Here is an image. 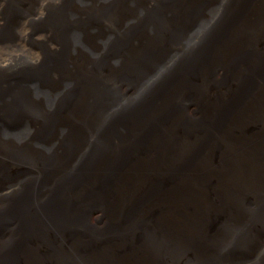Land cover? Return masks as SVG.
Wrapping results in <instances>:
<instances>
[{"label":"bare ground","instance_id":"obj_1","mask_svg":"<svg viewBox=\"0 0 264 264\" xmlns=\"http://www.w3.org/2000/svg\"><path fill=\"white\" fill-rule=\"evenodd\" d=\"M60 1L42 3L46 30H25L0 59V220L18 230L0 240V264H39L46 252L55 264L264 256V147L237 134L264 123V0ZM111 1L85 40L84 17ZM207 13L218 23L195 22ZM135 19L144 30H129ZM5 164L36 176L3 182ZM105 205L113 243L90 246L72 231L93 228L80 207Z\"/></svg>","mask_w":264,"mask_h":264},{"label":"rangeland","instance_id":"obj_2","mask_svg":"<svg viewBox=\"0 0 264 264\" xmlns=\"http://www.w3.org/2000/svg\"><path fill=\"white\" fill-rule=\"evenodd\" d=\"M164 1L167 2L168 7H171L172 4L170 3V0H164ZM254 1L255 0H250V3H254ZM60 2H61L60 0H0V44H1L0 45V59H1V61L5 57L6 53L11 50V49L10 50L6 49L5 47L15 45L16 41H17V44H20L19 39L22 37L21 35L25 32V30H30V31L31 30H38L39 32H41L42 30H46V27H48V26L45 23H43V20L45 18L49 17L50 15L45 14V12L42 10V8H44L42 6V3H45L47 8H49V7L52 8ZM63 3L65 5H69V6H76L78 3L80 6L86 5L83 2H79V0H63ZM114 4L115 3H113L112 1L107 2L105 4H102L100 12L95 13V14H90L89 16L84 17L85 22L81 24V26L79 27V30H82V31H80V34L85 36V38H86L85 40H88L89 36L93 35L90 32H93L94 34L99 36V32L95 31L96 29L92 26V24L95 22L99 23L102 21L106 23L107 10ZM89 6H91V4H89ZM43 13H44V17H43ZM206 16H207L206 19H203L201 17L200 18L195 17V22L210 21L211 23H218V21H219L218 17L212 16L209 13H207ZM141 17L142 16H139V18H141ZM216 18H217V20H216ZM5 19L9 20V21H7L8 25H6L7 22L5 21ZM83 19H82V21H83ZM124 19L126 20L125 17H124ZM135 20H137V19H135ZM135 20L130 22V29L129 30H144V27H145L144 21L143 20H137V21H139V24H137ZM10 30H13L14 32H10ZM88 32L90 33V35L88 34ZM31 34H32V32H31ZM60 40L61 39H59V41ZM109 41H111V39H109ZM35 42H37V41H35ZM21 45H22V48L21 47L18 48L16 46H14V48L16 47V52H21L22 49H24V47L26 45V44H24V40L21 41ZM33 46H34V42L32 41V42H30V47L32 48ZM98 46L99 45H96L94 43L90 44L87 41H85L84 43L81 44V47H82L84 52H86V50H87L88 53H92V54L98 53V51L100 49V48H98ZM28 56L31 58H34L33 60H36L35 58L37 57V56L34 57V55L30 54V53H28ZM105 56H106V53H103L101 55L100 59L106 60L107 58ZM107 56H109L108 53H107ZM59 58H61L60 55H59ZM59 58H58V60H59ZM32 61L26 62L27 63V65L25 64L26 68L30 67V65L33 64ZM255 63H256V61H255ZM33 66H34V64H33ZM254 69H256V68H254ZM12 75L10 74V77L8 79H15V78H13ZM175 75H176V71L174 70V76ZM52 84H53V81H51V80H48L46 82H41L42 88L45 85H52ZM252 98H254V96H252ZM252 102H258V101L254 99V100H252ZM177 106H179V104ZM231 110H232V113H235V114L239 112V108H237V106H234ZM262 119H263V117H262ZM12 121L17 123L18 119L12 120ZM262 123H263V121L261 119H259V124L255 128L240 129L239 130L240 134L238 132H237V134L239 136H242V138H240L238 140H240V141L241 140L242 141L243 140H249L252 137L256 141L260 142V144H261L260 147H264V144L260 141L261 139L264 140V133H263L264 127H262ZM18 125H20V124H18ZM14 126H15V124L11 125V127H14ZM258 135H260V136H258ZM230 139H232V138H230ZM234 140H236V139H234ZM54 146L56 148L55 144H54ZM224 146L228 148L227 145H224ZM52 151H54V154H55V152H57L58 149H54ZM213 153H218V152L217 151L212 152V154ZM39 167L40 166H39L38 160H37V170L39 169ZM15 168H17V167H15L13 165H8V164H5L3 166V170L1 172V179H3V182H12L14 185H16L15 182L19 181V179L22 177L29 176L33 171H34V175L36 176L35 169H33L27 165L25 166L24 169H18L19 172L11 173V170H12V172H14ZM84 184H85L84 181L80 182L78 187L82 186ZM262 187L263 186H261V188ZM149 194L152 195V197L154 194H156V196H155V198H156L159 194L158 188L157 187L152 188L150 190ZM80 208H81V211H85L88 214V217L85 219V222L90 224V226H92L93 228L90 229L88 236H84L80 232L75 231V230H72V231L75 232L79 236V238L81 237L80 239L87 241L90 246L91 245H97L100 248H105L108 245L112 244L113 243L112 232H114L112 229V226L116 224V221L114 218L108 219L109 216H112L111 215L112 211L108 210V206L105 205L104 208H97L98 213H96L95 215H91L89 208H85V206H81ZM90 208H91V212H92L94 210V207H90ZM142 220H143V222L147 221L146 219H142ZM91 222H94V225H91ZM82 231H87V228L86 227L82 228ZM7 232L15 235V233H17L18 230L16 229V225L9 223V222H5V220L1 219L0 220V240L1 241L4 240L5 233H7ZM120 232H123V230H121ZM115 234H117L119 236L118 233L115 232ZM263 236H264V233H263ZM103 238H106L105 240H107L110 243L108 245H101L100 242L102 240H104ZM45 242L47 244L50 243L48 241H45ZM246 257H248V258H246ZM37 258L40 261L39 264H55L56 263L55 259H49L47 252H46V254L38 255ZM104 258H108V257H104ZM244 258L252 260L249 264H264V256L259 254V253H254L252 251L251 252H245Z\"/></svg>","mask_w":264,"mask_h":264}]
</instances>
